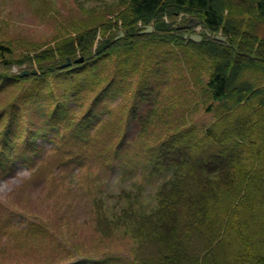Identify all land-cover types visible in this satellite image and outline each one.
I'll return each instance as SVG.
<instances>
[{"label":"rangeland","instance_id":"rangeland-1","mask_svg":"<svg viewBox=\"0 0 264 264\" xmlns=\"http://www.w3.org/2000/svg\"><path fill=\"white\" fill-rule=\"evenodd\" d=\"M122 10L118 0H0V75H3V78L0 77V112L5 111L8 116L9 109L18 108L20 117L24 120L19 124L23 129L29 127L27 130L42 132L41 129L45 122L41 118L39 108L47 107L49 103H52L50 107L54 108L50 91L71 106L70 113L82 115L87 111L98 97L101 88L94 89L91 85L94 82L92 80L88 86L81 87L84 90L79 91L77 96H70L69 90L75 88L78 90L80 84L76 86L75 82L67 83L68 80L65 78L74 73V69L79 67L77 65L91 63L93 59L99 58V48L106 42L105 38L111 36L115 41L131 42L136 49L131 56L125 55L121 58L118 54L113 55L110 61L111 68L106 71L107 73L116 72L119 68L118 63L121 61L125 60L129 64V60H138L135 52L142 57L152 52L154 60L153 64L148 63L149 73L145 75L147 81L139 83L144 71L142 68L135 72L137 74L133 73L135 76L129 79L128 86L122 83L124 97L117 98V100H112V97L107 99V105L113 112L111 117L113 124L100 127L98 131L100 143L104 147H109L108 135H113L111 130L122 124L123 120L120 119L129 111L132 118V121L130 119L132 128L129 139L132 144L128 151L120 153L122 157H125V161H130L126 180L123 181L118 177V171H116L118 169L104 170V167L101 168L96 160H87L82 167L73 163L54 168L45 165L34 175L29 167L18 163L12 173L7 176L0 175V217L7 218L1 207H5L8 212L14 210V215H10L7 223L0 220V264H69L77 259L84 260V262L87 260L81 264H98L97 260L99 264H159L160 262L158 259L161 257L162 248L157 240L158 236L156 238L150 236L143 240L136 235L132 223H129V230L125 228L126 221L117 227L114 226L113 220L118 218L116 211H120L121 205L126 203V200L122 199L121 192L129 190V198H127L129 209L133 207L131 204L138 202V205L135 203L129 213V216L133 218L132 221L136 215L134 212L136 205L137 207L146 206L147 212L157 207L160 200L154 198L156 191L162 187L161 183L168 180L171 174L162 171L152 178L145 177L144 166L150 161L151 152L145 153L140 150L164 137L169 126L174 130L195 126L199 131L201 127L211 126L218 121L217 113L215 109L209 110L213 103L210 94L193 83H187L188 95L185 102L179 103V86L176 79L181 73L175 68L173 57H167V61H170L167 63L170 79L159 85L156 98L143 95L146 100L137 99L135 91L138 88H147L154 83L149 75L152 74V69L157 70L161 67L155 63L162 58L159 57L161 48L157 49L153 43H146L140 47V40L130 38L125 20L120 15ZM225 14L227 16V12ZM193 18L203 17L200 14L187 12H181L176 18L164 17L168 28H174ZM83 25L97 26L98 36L92 46V51L84 52L76 49L75 53L68 55L74 61L69 66L71 68L65 67L58 70V65H62L67 59L66 56L63 57L56 53V49L63 47V51L66 52V47L63 45L67 43L69 36L75 35L77 29L82 28ZM149 25L153 26L154 30L153 21L149 24L140 21L138 23L140 34ZM186 31L190 34L205 36L202 26ZM120 32L123 33L122 36ZM260 32L264 36L263 25L260 26ZM181 33H183L182 30L179 32L172 30L164 34L171 39V45L175 46L178 42L173 35ZM218 34L223 36L222 31ZM50 50L55 52L53 58L48 56ZM129 50L125 52L123 50L122 54H129ZM176 54L181 62L189 57L183 48L176 50ZM37 56L40 57L37 58ZM80 58H84V61L75 62ZM197 59L193 66L195 69L201 65ZM164 67L162 66L163 73ZM25 70L29 71V75H24L27 76L26 79H19L18 77L22 76L21 73ZM33 70L37 71V78L32 76L36 75L32 73ZM60 71L62 73L58 74ZM102 71H104L103 66L93 70L94 73L100 74ZM81 74L77 76L79 83L89 75ZM154 76L156 80L162 78L159 70ZM244 76H241L242 78L233 76L230 81L235 83L244 79ZM206 77L207 74L203 73L204 80L207 79ZM60 80L64 83L59 84ZM118 81H120L119 78ZM117 86V84L114 85V88ZM37 88L40 92L49 93V96L42 100L37 98L38 96L34 94ZM191 91L194 94L192 99L189 96ZM123 98L124 107L128 109L113 111L112 109L120 104ZM153 99L154 102H152ZM103 107L104 104L100 103L99 109ZM141 111L144 113L142 117L139 116ZM98 124L100 123L91 129V133L96 131ZM142 126L145 129L144 133H142ZM165 130L167 131L164 133ZM56 131L55 128L46 135V138L37 137L36 139L38 145H42L41 150L47 151L52 164H57L64 158L62 151L69 155L71 149L73 152L76 151L75 145L78 148L83 145L76 144L75 140L69 142L66 134ZM262 132L264 133V128ZM27 135L25 133V136ZM143 136H145L144 140ZM177 139H180L181 143L184 142L181 141V137ZM180 142L178 144H181ZM57 146L63 147V150L60 151ZM249 148L245 147L242 150V153L244 152L242 158H239L233 167L227 162L223 163L225 169L229 168L228 175L225 178L220 176L215 181L219 192L223 193L214 196L215 202L210 203L211 206H206V203L202 206L196 203L188 204V199L191 198L190 200L194 201L192 199L194 195L184 194L177 198L176 205L167 210L176 213L177 217L169 218L175 226L182 218L192 225L202 221L208 224L210 229L216 226L220 228V236L213 245L209 260H206L207 263L214 261V264H250L253 259L251 263L253 264L259 256H264V184L260 182L264 180V160L262 162L259 160L258 167L260 168L255 176L250 173L252 152L249 155ZM94 151L91 149V152ZM193 152L195 151L188 152L187 146L181 144L180 154L183 158L196 157L195 167H192L189 174H186L187 170L182 174L184 178L187 175V179L180 180L183 181L180 186L186 188L188 193L196 176L200 174L202 160H205L201 158L202 160L199 161L197 156L201 157L203 154L195 153L194 155ZM64 170L67 171L64 172ZM98 175H101V179L96 178ZM144 180H149L150 183L146 185L147 189L144 188V191L138 194L140 191L137 187H140ZM224 181L226 184L222 185ZM246 182V190L243 189L239 195L229 194L231 190H235L237 186L242 185L241 183ZM227 186L231 189L230 191L227 190ZM92 188L97 191L94 193ZM25 195H28L29 199H24L26 202L24 204L35 207L36 211L39 208L44 210L41 213L37 211L34 216L24 212L26 216L23 215L17 210V205ZM97 204H103V209H97ZM199 209H202V212H197ZM168 216L165 213V217ZM218 220H221L220 225L216 224ZM30 221L43 225L47 232L37 233L31 230L26 233L21 231L20 228L26 227ZM194 236L197 239L200 234L197 233ZM206 243L200 249H205L208 245ZM216 259L220 261L217 262Z\"/></svg>","mask_w":264,"mask_h":264},{"label":"trees","instance_id":"trees-1","mask_svg":"<svg viewBox=\"0 0 264 264\" xmlns=\"http://www.w3.org/2000/svg\"><path fill=\"white\" fill-rule=\"evenodd\" d=\"M118 1L119 6L123 9L120 15L125 20V26L129 30V37L134 40H140V47H143L146 43H153L157 49L161 48L159 57L162 58L155 63L158 66L161 65L157 70H159V75L162 78L158 80L154 79V74L157 73V70L152 69V74L149 76L153 79L154 83L147 88H138L135 91L137 99L146 100V97L143 95H147L149 98H156V90L159 85L170 79L167 67V63L170 61H167V57H173L174 59L172 60L176 65L175 68L181 73L180 77L176 79L179 86V103L185 102L186 96L188 95L187 83H193L198 87L200 86L210 94L213 103L209 110H216L218 121L211 126L201 127L202 129L200 131L195 126L180 130H178L179 128L174 130L173 127L169 126L168 131H164V133L167 131L164 137L154 141L156 142L154 144L144 146L140 150L145 153L151 152L149 154L150 161L144 166L145 177L152 178L162 171L169 172L171 176L168 180L161 183L162 187L156 191L154 198L160 200V204L157 207L147 212L146 206L137 207L138 202H135L137 205L134 211L136 213L134 221H132L133 218L129 216V213L135 206V203L131 204L133 207L129 209V203L127 202L129 190L126 189L125 192H121L122 199L126 200V203L121 205L120 211H116L118 218L113 220L114 226L117 227V225L126 221L127 225L125 228L129 230V223H132L137 233L136 235L143 240H146L150 236L154 238L158 236L157 240L162 248L160 254L162 258L160 257L158 259L160 260L159 264H214V261L207 263L206 260H209L210 254L213 251V245L218 241L217 238L220 236V228L216 226L210 229L208 224H204L202 221L195 222L192 225L188 223L189 221L182 218L179 219V222L175 226L169 218H173V216L177 217V215L167 210L176 205L177 198L182 197L184 194L194 195L192 196L194 201L190 200V198L188 199V204L196 203L202 206L206 203V206H211L210 203L215 202L214 196L223 193L219 192V188L215 182L216 178L220 176H224L225 178L228 175L229 168L225 169L223 163L227 162V164L233 167L238 159L242 158L244 153H242V150L245 147H250L249 155L252 152L250 156L252 163L249 172L255 176L259 171V160L261 162L264 160V152H262L264 151V133L262 132L264 128V36L260 32V26H264V0ZM181 12L195 15L200 14L204 18H201L204 21L203 28L207 29L214 36L208 37L205 34L200 42H195L190 38H184L186 30H182L183 33L173 35V38L178 43L172 46L170 43L171 39L164 33L172 30L179 32L181 30L178 29V26L168 28L164 17L176 18ZM226 12L227 16L225 14ZM140 21L144 24H149L153 21L154 30L152 33L140 34L138 28ZM221 31L226 41L215 38V35H218V32ZM97 36V26L83 25L82 28L77 29L75 35H70L66 41L67 43L63 45L66 47V52L63 51V47H58L56 53H59L63 57L66 56L67 59V57H71L68 55L75 53L76 49L91 52ZM105 41V43L101 44V48H99V58L93 59L94 61L91 63L77 65L79 67L74 69V73L65 78V80H68L67 83L75 82L76 86L80 84L78 90L77 88L69 90L70 96H77L79 91L84 90L81 87L83 85L88 86L92 80L94 82L91 85L94 89L101 88L98 97L84 114L78 115L77 113H70L72 110L70 108L71 106L66 101L56 97L51 91L54 108L52 109L50 107L52 103H49L47 107L42 106L39 108L41 118L45 122L40 133L33 129L27 130L29 127L23 129L19 125L24 120L20 117L18 108L13 107L9 109L8 116L5 111L0 112L1 176H7L12 173L18 163L29 167L31 173L34 175L45 165L54 168L73 163L82 167L86 164L87 160H96L101 168L104 167V170L112 169L115 171L118 169L116 170L118 171V177L123 181L126 180L129 174L130 161H125V157H122L120 153L121 151H128L130 144H132V141L129 139L132 128L130 124V119L132 121V118L129 115V111L120 119L123 120L122 124L117 125L116 128L111 130L113 135H108L109 147H104L100 143L98 131L100 127L103 128L104 126L107 127L113 124L111 119L113 112L109 105H107V99H111L110 97H112V100H117V98L124 97V85L121 88L122 83L128 86L129 79L134 78L135 74H137L135 72L142 68H144V71L139 83L147 81L145 75L149 73L148 63L153 64L152 62H154L152 59L153 53L150 52L148 55L142 57L138 52H135L134 54L137 55L138 60H129V64L125 60L123 62L121 61L118 63L119 68L117 71L111 74L106 71L111 68L110 61H112L113 55L118 54L121 58L125 55L131 56L136 49L133 43L115 41L111 36L105 38ZM119 43L121 45H118ZM118 47L119 49L116 50ZM179 48H183L187 57H190L187 60L184 59L185 64L180 61L179 57H176V50ZM127 49H130L129 54H122L123 50L125 52ZM49 52L50 54L48 56H52L53 58V53L55 52L53 50ZM39 57L37 56V58ZM196 59L201 62V65L197 69L193 67ZM131 62L134 64L131 65ZM60 66L58 65V70H62ZM101 66H103L105 72L102 71V74L93 72L94 69L101 68ZM162 66H165L164 73ZM61 73L62 71L58 72V74ZM203 73L207 74L206 80L203 78ZM78 74L83 76L89 75L79 83ZM243 75H245L244 79L231 83V77L236 76L242 78L241 76ZM32 76L37 78L38 75ZM0 77L3 78V75H0ZM21 77L18 78H27V76ZM118 78L120 81H118ZM62 80L59 81V84L64 83ZM116 84L118 86L114 88ZM34 94L38 96L37 98H41V100L49 96V93L40 92L38 88ZM193 95L191 91L189 94L190 99H192ZM22 99L24 101L25 97ZM123 101L124 98L112 110H127L128 108L124 107ZM152 102H154V99ZM100 103L104 104L102 109H99ZM145 111L147 110L145 109ZM140 113L139 116L142 117L144 113L142 111ZM97 123L100 124H98L96 131L91 133V129L95 128ZM55 128L57 133L66 134L69 142L75 140L76 144H83L79 148L75 145L76 151L73 152L71 149L69 155L63 153V147L57 146L62 151V155H65L57 163L58 165L55 163L52 164V160L49 158L47 151H42V145H38L36 141L37 137L46 138V135ZM144 131L145 129L142 126V133ZM25 133L28 135L25 136ZM54 136H56V133H54ZM145 136L142 137L143 140ZM178 137H181V141L184 142L181 143L180 139H177ZM179 142L187 146L188 152L194 150V155L195 153H202L203 155L201 157L197 156L199 161L202 160L201 158H205V160H202L200 174L196 176L195 181L190 186L189 193L186 188L180 186V183L183 182L180 180L184 178L182 174L186 170V174H189L192 167H195L196 160L194 159L196 157L183 158L182 154H180L181 144H178ZM91 149L95 151L91 152ZM107 165L111 168L109 166L107 167ZM66 171L64 170V172ZM96 178L101 179V175L96 176ZM186 179L187 175L184 181ZM247 182L241 183L242 185L237 186L235 190H231L227 186V190H231L229 194L239 195L243 189L246 190L245 184ZM260 182L264 184L263 179ZM148 183H150L149 180H144L140 187L136 186L137 190L140 191L138 194H141L144 188L147 189L146 185ZM221 184L225 185L226 181ZM92 190L94 193L97 191L95 188H92ZM24 199H29V196H23L19 201L20 204H16L17 210L21 211L23 215L26 213L34 216L37 211L41 213L44 210L39 208L36 211L35 207L24 204ZM103 207V204H97V209H103ZM1 209L5 212L7 218L0 217V220L1 222L4 221L7 223L10 215H14V210L8 212L5 207H1ZM28 211L30 213H27ZM197 212H202V209H199ZM165 213L169 215L167 218L165 217ZM117 220L122 221L118 222ZM33 221H30L26 227L20 228V230L26 233L31 230L37 233L47 232L43 225L35 224ZM216 224L220 225L221 220L216 221ZM197 233L200 236L195 239L194 235ZM206 242L208 245H206L205 249L201 248V250L200 247ZM74 258L76 257L74 256ZM216 261L219 262L220 259H216ZM81 262L85 263L84 260L77 259L69 264H81ZM252 262L253 259L250 264ZM96 263L99 264V260ZM253 264H264V256H259Z\"/></svg>","mask_w":264,"mask_h":264},{"label":"water","instance_id":"water-1","mask_svg":"<svg viewBox=\"0 0 264 264\" xmlns=\"http://www.w3.org/2000/svg\"><path fill=\"white\" fill-rule=\"evenodd\" d=\"M202 24H203V20L201 18H193L190 21H188L187 23L178 26V29L179 30H189V29H192L193 27H196V26L202 25ZM152 31H153V26L149 25L146 27L145 30L141 31V33L142 34L143 33H151ZM205 33L208 37L213 36V34L211 32H209L208 30H205ZM120 35L122 36L123 33L120 32ZM184 38H186V39L190 38L191 40H193L195 42H200L203 39V35L195 34V33L189 34L188 32H186V33H184ZM215 38L218 40L226 41V38L222 35H216ZM83 61H84V58H80V59L75 60V62H83ZM72 64H73V61H72L71 57H68L66 62L61 65V68L68 67ZM32 73L36 74L37 71L33 70ZM21 75L22 76L29 75V71L25 70L21 73Z\"/></svg>","mask_w":264,"mask_h":264}]
</instances>
